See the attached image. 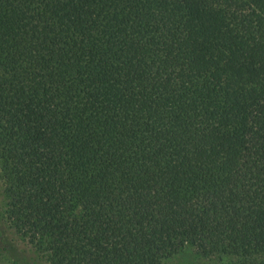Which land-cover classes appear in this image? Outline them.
Wrapping results in <instances>:
<instances>
[{
    "label": "trees",
    "instance_id": "1",
    "mask_svg": "<svg viewBox=\"0 0 264 264\" xmlns=\"http://www.w3.org/2000/svg\"><path fill=\"white\" fill-rule=\"evenodd\" d=\"M0 180L44 264H264V0H0Z\"/></svg>",
    "mask_w": 264,
    "mask_h": 264
},
{
    "label": "rangeland",
    "instance_id": "2",
    "mask_svg": "<svg viewBox=\"0 0 264 264\" xmlns=\"http://www.w3.org/2000/svg\"><path fill=\"white\" fill-rule=\"evenodd\" d=\"M2 183L0 180V232L3 234L5 241L10 246L12 253L20 257L27 264H44L42 258L31 248L29 244L22 241L15 235V233L7 227L3 218L1 217V205H2ZM187 251V250H185ZM192 252L182 251L168 264H186L189 262H195Z\"/></svg>",
    "mask_w": 264,
    "mask_h": 264
}]
</instances>
